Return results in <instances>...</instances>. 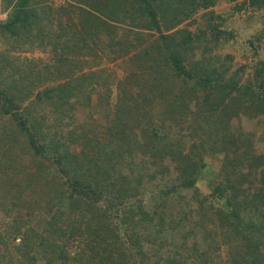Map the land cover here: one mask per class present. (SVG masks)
<instances>
[{"label": "trees", "instance_id": "trees-1", "mask_svg": "<svg viewBox=\"0 0 264 264\" xmlns=\"http://www.w3.org/2000/svg\"><path fill=\"white\" fill-rule=\"evenodd\" d=\"M70 1L54 8L46 0H0L7 12L0 22V173L11 168L0 185V218L11 219L0 243L22 264L37 263L35 247L40 264H194L165 251L163 236L181 219L166 204L182 192L195 197L199 175L210 169L205 158L215 156L218 180L207 178L209 200L195 203L188 212L198 219L191 220L204 226L216 219L223 238L239 240L234 263L264 264V142L255 148L236 125L244 117L264 122V80L257 75L239 84L243 69L226 80L223 70H209L215 54L199 45L207 36L216 45V26L211 35L176 29L217 0ZM246 2L234 9L248 5L264 21V0ZM141 30L156 34L146 49ZM259 30L250 34L258 38ZM231 39L228 33L224 41ZM33 49L57 57L51 69L55 63L68 73L87 71L36 91L48 69L19 56ZM123 61L131 69L124 82L135 77V92L117 80L128 95L109 101L114 76L98 82L92 68ZM103 85L104 104L114 101L115 110L111 118L104 114L96 136L76 127L74 113L80 107L89 115V92ZM142 193L151 194L150 208L137 198ZM10 235H19L20 244L8 249Z\"/></svg>", "mask_w": 264, "mask_h": 264}, {"label": "rangeland", "instance_id": "rangeland-1", "mask_svg": "<svg viewBox=\"0 0 264 264\" xmlns=\"http://www.w3.org/2000/svg\"><path fill=\"white\" fill-rule=\"evenodd\" d=\"M246 1L247 0H239L234 3H229L225 0H217L214 6L209 7L206 10H196L188 18H184L176 28L177 30L186 29L191 33H198V31L202 32V30H204V33L206 35H211L214 33L212 27L216 26L215 31L221 32V34H219L218 36V42L216 43V45L210 47V43L208 44L209 37L207 36V38H205V42L200 40L199 46L200 48L202 46L212 48L211 54H215V60L214 58L212 59L214 60L213 64L208 68L209 70H212L214 68L218 69V71L220 69L223 70V79H228L234 74L237 69H243V71L241 70L240 74L237 75L238 77H241L237 79L239 84L242 83L243 80L247 79V77H249V79L251 78L252 80V78L256 77L257 75V77H261L264 80V21L262 17L263 12L254 10L248 5L245 6V8H242L241 10L234 9L237 8V6L239 7V4L242 2L247 3ZM67 2L72 3V1L70 0H46V5L53 6L55 8L60 5L65 6ZM0 9H2L1 3ZM0 14L4 15L3 19L0 20V22H2L6 19L7 12H2L0 10ZM257 22H260L262 25L259 27ZM257 28L260 29L259 32L261 34L258 38H254L253 35L250 34V30L255 31L257 30ZM74 29L77 31L78 27ZM126 29L129 30L133 36L134 30H131L128 27ZM138 32L142 34L141 38L145 39L146 41L142 47L146 49L145 47L147 45H150V41H152L156 37V34L152 31L148 32L146 30H141ZM228 33L233 35V39L230 40L229 44L225 43L224 41V38H226ZM255 35H257V32L255 33ZM251 41L253 43L252 45L249 44V42ZM2 48V45H0V50H2ZM227 55L233 57L232 62L230 64H227ZM19 56L40 59L41 63H43L44 66L38 65L37 69H48L47 72L44 73V78H41L43 84L37 87L36 91H42L44 89L51 88L56 85L66 84L67 82H69L70 78H73L77 73L82 74L87 71V69H83L80 72H75L74 70L73 73H68L67 66H59V64L56 66L55 63V68L51 69V61H53V59L55 61V58L57 57L54 54L49 55V53H40L38 52V50L35 49L20 54ZM124 61L121 63L106 62L103 64L96 65L94 66V68L90 67L92 68V71H95L97 73L98 82H110L111 77H108V74L114 76V81L112 83L113 86H110V89L113 94L112 96H109V101H111L110 99H114L113 97H115V95H121V97H124L125 95H128L126 94L127 92L132 95L135 92L132 87L133 80L135 79V77L129 78L127 84L124 82L127 80L125 76L131 70L129 67L126 68V65L122 64L124 63ZM260 67H262V71L261 73H258V68ZM48 71H50L51 74H48ZM137 73L138 72H135L136 76ZM71 75L73 76L71 77ZM49 76H51V80L48 79ZM117 80L122 81L124 83L123 85L125 87L123 86V89H126V93H123L122 90H117L118 86H115V82ZM105 89L106 87L105 85H103L101 89L96 87L94 90H91V92H89L90 101L92 105V112H89V115L82 113L83 110L80 107L76 108V111L74 113V121L76 122V127L82 126L83 129L91 130L92 134L96 136H98L101 131L100 127L102 124L101 122H103L102 117L104 116V114H106L108 118L109 116L111 118L113 117L115 110L113 108L114 101L110 103L109 107L107 105L108 103L104 104L106 100ZM30 99H26L22 102L21 108L18 111L19 113L29 104V102L31 101ZM237 111L240 113V110ZM91 118L92 120H90ZM59 119L62 121L61 116L59 117ZM234 119L238 120L237 117ZM47 123L49 124V121ZM236 125L241 126L242 131L246 135H248L247 142L255 144V148L262 149V146H259V143L264 142V122L258 124L254 120L244 117L243 119H241V121L239 120V123H236ZM52 130H58V128L54 125ZM75 135L79 138L81 137V133H77ZM3 144L5 143L3 142ZM77 151V147H74L72 150V152ZM19 157H21V155H19ZM205 160L206 163H208V167L210 169H208L205 173L199 175V179L196 181L194 189V191L196 192V196L192 197L191 193L182 192L181 194H178V196H175L170 199L169 203L166 204L167 208L172 212L173 216H176V218H178L179 214L180 218L183 220H179L180 226L177 229L167 228V232L163 236L164 241L166 242L164 248L165 251H169L171 254L173 253L174 257L179 261L188 258V260L194 264H237L234 263L235 261L232 258H236V253L238 256V252H234L233 250L235 245H240L239 240H235L234 238H232L231 240H227L226 238H223L221 235L222 231L219 227V223L217 222L218 220L215 219V216H213L215 220L213 219L214 221L212 223L200 226L198 224H195L194 221L191 220L193 218L198 219V217L193 215L194 213H196V211H191V213H193L192 215H189L188 212L192 209L194 210V206L196 205L195 203H200L199 201H205L206 203V201L209 200L208 194L210 192V189L208 186L209 180H207V178L212 179L215 177L219 159L215 156H207ZM129 169V172L134 173V169L132 166H130ZM10 170L11 168H4L3 172L0 173L1 187L5 186V178L9 176ZM214 180L217 181L218 179L214 178ZM137 198L144 199L143 205H145V208H150V206L147 205L148 201L150 203L152 202L150 193H142ZM10 221V218H0V237H3L6 232H9V228L11 225ZM10 236H12L13 240L11 241L12 243L8 246V249H10L13 245L17 246L20 244L19 235ZM69 246L73 249V252L74 250H77L76 248H74V242L70 243ZM39 251L40 250L37 247L32 250V255L36 258L37 261L36 264H40ZM198 253H201L200 257L197 256L199 255ZM0 264L22 263L19 262L17 255L13 256L11 252L7 251L4 248V245L0 243Z\"/></svg>", "mask_w": 264, "mask_h": 264}, {"label": "built area", "instance_id": "built-area-1", "mask_svg": "<svg viewBox=\"0 0 264 264\" xmlns=\"http://www.w3.org/2000/svg\"><path fill=\"white\" fill-rule=\"evenodd\" d=\"M4 15L0 14V20L3 19Z\"/></svg>", "mask_w": 264, "mask_h": 264}]
</instances>
